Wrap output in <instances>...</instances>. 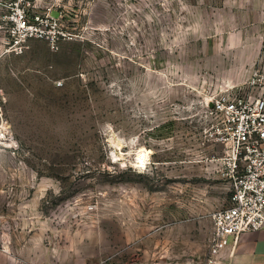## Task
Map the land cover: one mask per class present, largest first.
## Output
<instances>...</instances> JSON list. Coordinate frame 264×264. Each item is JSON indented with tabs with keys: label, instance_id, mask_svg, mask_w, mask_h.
<instances>
[{
	"label": "rangeland",
	"instance_id": "374dc122",
	"mask_svg": "<svg viewBox=\"0 0 264 264\" xmlns=\"http://www.w3.org/2000/svg\"><path fill=\"white\" fill-rule=\"evenodd\" d=\"M241 42L252 71L264 0H0V264H227L210 90Z\"/></svg>",
	"mask_w": 264,
	"mask_h": 264
},
{
	"label": "built area",
	"instance_id": "2783aa9c",
	"mask_svg": "<svg viewBox=\"0 0 264 264\" xmlns=\"http://www.w3.org/2000/svg\"><path fill=\"white\" fill-rule=\"evenodd\" d=\"M15 21L25 35L34 30L23 12ZM250 91L230 90L214 95L209 108L217 139L224 144V162L231 177L227 206L212 212L210 249L219 254L230 236L238 239L246 230L264 227V42L252 74Z\"/></svg>",
	"mask_w": 264,
	"mask_h": 264
},
{
	"label": "crops",
	"instance_id": "0c3cea01",
	"mask_svg": "<svg viewBox=\"0 0 264 264\" xmlns=\"http://www.w3.org/2000/svg\"><path fill=\"white\" fill-rule=\"evenodd\" d=\"M229 48L241 50L237 54L239 56L237 64L241 67L231 69L229 80L210 90L216 94L240 87L251 76L252 71L248 67L250 60L245 52L247 46L241 42L236 46H229ZM229 242L228 247L225 248L228 250L227 264H264V227L258 230L243 231L236 240L234 236H230Z\"/></svg>",
	"mask_w": 264,
	"mask_h": 264
},
{
	"label": "bare ground",
	"instance_id": "6f19581e",
	"mask_svg": "<svg viewBox=\"0 0 264 264\" xmlns=\"http://www.w3.org/2000/svg\"><path fill=\"white\" fill-rule=\"evenodd\" d=\"M3 125H0V128H2ZM0 134H1V131H0Z\"/></svg>",
	"mask_w": 264,
	"mask_h": 264
}]
</instances>
